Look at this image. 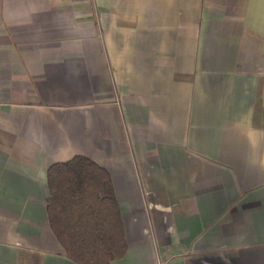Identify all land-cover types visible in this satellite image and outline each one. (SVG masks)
I'll return each mask as SVG.
<instances>
[{"label": "crops", "instance_id": "0c3cea01", "mask_svg": "<svg viewBox=\"0 0 264 264\" xmlns=\"http://www.w3.org/2000/svg\"><path fill=\"white\" fill-rule=\"evenodd\" d=\"M74 156L110 264H264V0H0V264H76L46 213Z\"/></svg>", "mask_w": 264, "mask_h": 264}, {"label": "trees", "instance_id": "16d2710c", "mask_svg": "<svg viewBox=\"0 0 264 264\" xmlns=\"http://www.w3.org/2000/svg\"><path fill=\"white\" fill-rule=\"evenodd\" d=\"M49 227L76 264H110L127 250L113 186L105 169L83 156L47 169Z\"/></svg>", "mask_w": 264, "mask_h": 264}]
</instances>
